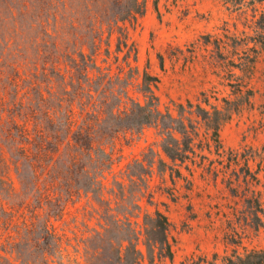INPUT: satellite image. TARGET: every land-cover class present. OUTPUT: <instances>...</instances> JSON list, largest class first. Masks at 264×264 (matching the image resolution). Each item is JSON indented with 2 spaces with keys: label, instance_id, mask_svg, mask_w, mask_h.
<instances>
[{
  "label": "trees",
  "instance_id": "trees-1",
  "mask_svg": "<svg viewBox=\"0 0 264 264\" xmlns=\"http://www.w3.org/2000/svg\"><path fill=\"white\" fill-rule=\"evenodd\" d=\"M251 10L254 40L264 45V14ZM145 11L146 0H0V264H66L51 221L62 218L74 197L100 201L118 133L155 127L163 154L179 166L195 153L193 130L180 111L175 117L151 100H130L122 110L124 86L114 89L113 77L97 64L103 47L109 55L113 35L115 52L127 66L130 57L136 61L128 27ZM196 116L209 118L217 141L224 114L198 106ZM152 165V159L134 160L127 177L143 182ZM10 167L18 187L10 181ZM134 209L138 218L141 208ZM169 229L157 209L139 224L111 219L84 242L83 264L172 262ZM218 258L180 264H216ZM220 264H264V249L233 253Z\"/></svg>",
  "mask_w": 264,
  "mask_h": 264
},
{
  "label": "rangeland",
  "instance_id": "rangeland-1",
  "mask_svg": "<svg viewBox=\"0 0 264 264\" xmlns=\"http://www.w3.org/2000/svg\"><path fill=\"white\" fill-rule=\"evenodd\" d=\"M253 7L257 17L264 14V0H146L144 15L128 27L136 61L130 57L127 66L115 52V35L108 56L103 47L97 64L113 77L114 89L124 86L121 109L130 100H151L175 117L180 111L193 130L195 153L179 166L163 154L155 127L118 133L100 201L74 197L62 218L51 221L62 239L63 263L83 264L84 242L107 221L139 224L156 209L170 223L173 260L155 264L211 261L213 254L220 264L233 253L264 249V45L254 40ZM198 106L224 114L218 142L209 118L196 116ZM144 158L153 160L149 176L130 181L127 166ZM12 170L10 181L18 187Z\"/></svg>",
  "mask_w": 264,
  "mask_h": 264
}]
</instances>
